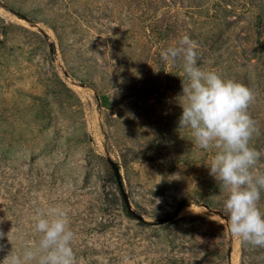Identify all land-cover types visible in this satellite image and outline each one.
<instances>
[{
	"label": "rangeland",
	"instance_id": "obj_1",
	"mask_svg": "<svg viewBox=\"0 0 264 264\" xmlns=\"http://www.w3.org/2000/svg\"><path fill=\"white\" fill-rule=\"evenodd\" d=\"M184 35L252 90L264 152V0H0V260L60 207L83 264H264L227 231L214 150L178 128L183 64L160 54Z\"/></svg>",
	"mask_w": 264,
	"mask_h": 264
},
{
	"label": "clouds",
	"instance_id": "obj_2",
	"mask_svg": "<svg viewBox=\"0 0 264 264\" xmlns=\"http://www.w3.org/2000/svg\"><path fill=\"white\" fill-rule=\"evenodd\" d=\"M196 48V42L184 35L160 54L169 64H183L180 97L184 103L180 105L178 128L190 130L200 149L214 150L205 165L227 192L223 204L228 213L227 231L242 245L264 248V212L259 207L264 172L257 168L264 152L250 146L259 134L248 111L254 93L242 83L199 67ZM32 229L37 239L23 249L11 248L0 264H83L74 252L75 233L63 208L37 210L32 216ZM11 232L7 234L9 243ZM4 236L0 232V239Z\"/></svg>",
	"mask_w": 264,
	"mask_h": 264
},
{
	"label": "water",
	"instance_id": "obj_3",
	"mask_svg": "<svg viewBox=\"0 0 264 264\" xmlns=\"http://www.w3.org/2000/svg\"><path fill=\"white\" fill-rule=\"evenodd\" d=\"M116 177H117V179L119 181L120 186L122 187V181H121V177H120L119 173L116 174ZM124 198L125 199L127 198L126 195H124Z\"/></svg>",
	"mask_w": 264,
	"mask_h": 264
}]
</instances>
